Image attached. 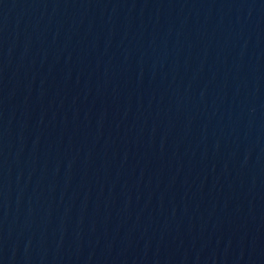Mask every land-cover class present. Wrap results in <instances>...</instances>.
Wrapping results in <instances>:
<instances>
[{
	"label": "water",
	"instance_id": "1",
	"mask_svg": "<svg viewBox=\"0 0 264 264\" xmlns=\"http://www.w3.org/2000/svg\"><path fill=\"white\" fill-rule=\"evenodd\" d=\"M0 264H264V0H0Z\"/></svg>",
	"mask_w": 264,
	"mask_h": 264
}]
</instances>
